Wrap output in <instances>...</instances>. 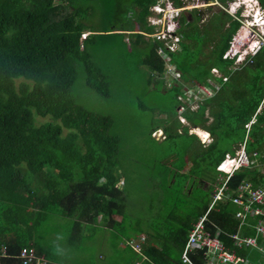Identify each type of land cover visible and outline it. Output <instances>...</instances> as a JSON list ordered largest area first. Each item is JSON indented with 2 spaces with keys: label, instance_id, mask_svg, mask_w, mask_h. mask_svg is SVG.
<instances>
[{
  "label": "trees",
  "instance_id": "obj_1",
  "mask_svg": "<svg viewBox=\"0 0 264 264\" xmlns=\"http://www.w3.org/2000/svg\"><path fill=\"white\" fill-rule=\"evenodd\" d=\"M156 1L0 0V264H24L19 258L23 248L33 249L36 257L43 255L50 264H86L82 254L76 258L68 251H86L84 239L89 240L96 231L107 230L110 235L120 231L125 222V176L129 171L147 172L146 176L127 180L137 181L145 191L147 185H154L163 211L159 212L163 225L153 236L143 232L146 228L137 226L135 233L149 237V244L142 249L146 258L141 260L126 247L134 256L119 257L115 264L135 263L137 259L140 264H182L179 258L191 224L212 202L211 183L218 174L216 166L225 155H234V144L244 143L252 163L229 178L228 189L233 191L249 183L264 186V165L258 166L259 155L264 152V138L259 134L264 123V101L261 102L264 84L258 80L264 74V47L252 64L228 76L227 67L232 61L222 56L240 24L222 13L212 19L206 33L203 31L207 27L198 23L201 12L183 15L177 30L182 36L181 59L170 52L175 66L192 84L213 78L221 87L218 90L208 86L219 92L195 101L193 108L186 107L180 114L187 123L183 124L177 113L181 107L177 99L179 91L164 88L161 80L164 57L158 50L165 52V45L156 36H148L155 33L147 18ZM258 1L264 9V0ZM128 13L133 20L127 17ZM107 22H112L113 30L102 29ZM125 31L131 32L130 49L122 39L124 34L118 33ZM85 32L88 35L82 39ZM112 35L119 37L112 42L122 45L126 58L142 56L139 64L146 68L142 75L145 94L152 96L163 87L162 92L170 93L173 103L167 113L158 103L159 112L166 118H158V125L147 127L146 142L140 151L121 150L128 136H123V130L126 126L131 130L132 121L122 130H113L112 118L91 110L84 105L87 99L72 94L84 67L87 87L100 96L99 103L102 99L107 102L106 109L108 100L124 97L118 88L116 93L120 96L114 97L111 78L95 59L98 39ZM110 60L107 68H114L117 61ZM127 66L123 64L124 75ZM192 66H198L199 70H192ZM212 68L227 75L226 81L216 77ZM117 73L121 74L119 70ZM155 76L159 78L157 87L147 91ZM79 100L85 101L84 104ZM37 117L46 120L37 124ZM253 117L255 122L246 128ZM197 128L208 132L211 141L201 147V153L194 149L191 160L198 177H193L185 172L190 161L183 152L188 155L192 143L196 146L199 142L189 130L208 137ZM63 129H67L65 135ZM159 129L164 134L161 141L151 136ZM138 131L141 130L136 134ZM178 141L185 143L176 144ZM153 147L157 152L152 155ZM172 149L180 151L182 157L174 156L171 162H166L162 153ZM252 153L256 155L251 156ZM123 158L127 164L121 162ZM119 175H123L122 190L116 187ZM204 182L210 183L207 189ZM91 211L101 212L91 221L101 216L103 227L92 228L88 224L86 217ZM235 211L229 200L216 202L208 215L207 230L212 234L217 229L234 233L236 222L230 216ZM117 214L122 223L113 218ZM66 217L71 220L69 224L64 220ZM78 217L84 219L80 236H77ZM220 238L227 240L224 235ZM64 252L67 260L63 261ZM106 259L97 256L94 262L103 264ZM191 259L202 264L199 254L191 255ZM30 264H35L34 258Z\"/></svg>",
  "mask_w": 264,
  "mask_h": 264
},
{
  "label": "rangeland",
  "instance_id": "obj_2",
  "mask_svg": "<svg viewBox=\"0 0 264 264\" xmlns=\"http://www.w3.org/2000/svg\"><path fill=\"white\" fill-rule=\"evenodd\" d=\"M255 5V3L253 4ZM205 12L203 14L205 15V22L204 24H199L202 27H207V29L203 32L209 33L210 31V24L212 19L217 16L221 17L222 13H218L219 10L217 8H212V7H206L203 8ZM201 10V11H203ZM166 12H171L170 7H168V10ZM241 12H244L243 9H241ZM248 13L245 12L244 16H246ZM127 17L129 19L133 20V17L131 13H128ZM94 19V18H92ZM242 21L246 25H252L247 22H251L252 20L247 17H242ZM257 22V21H255ZM225 28H227V24H225ZM259 26L258 24H255ZM113 24L112 22H107L105 25H102V29H108V30H113ZM139 26V24H138ZM99 29V28H96ZM137 29V28H135ZM239 31L242 33L246 32L245 29H240L238 30V34L234 35V38L239 35ZM258 32L257 30H255ZM131 33V32H130ZM87 34V32H85ZM105 34V33H102ZM216 33H214L215 35ZM118 36L112 35L111 37L105 36L101 37L98 39V43L96 45V54H95V59L102 66L103 69H105V72L108 74V76L111 78V84L110 87L112 91L114 92V97H118L116 93V90H121L122 95L124 96L123 98H117L114 101L111 99L108 100V108L106 109L105 106H107V102L101 101V103L98 102V97H100L94 90L92 91L89 89L85 83V69L84 67L79 71L78 78L76 81V84L74 86V89L72 90V94H74L77 97H81L86 100V104L81 101L85 106L90 108L91 110L98 112V113H105L106 117H110L113 120V130H122L124 126L128 125L131 121L133 122V125L131 126V130H128L129 128L126 126V129L123 130V136H126V139L124 141V144L122 142V149L121 150H131V151H140V146L143 147L144 143L146 142L147 138V127L150 126H156L160 123V120H163L166 118L165 114H161L159 112V104H161L165 109L166 113L168 112V109L171 108L172 106V101L170 100V93L168 92H159L156 94H152L150 96L149 94H145V84L146 82L142 79L143 71L146 70L145 67H143V64H139L141 57L136 58L135 56L133 57H128L126 58V51L122 47V45L117 42L116 45H113L114 43L112 42L113 40L117 41ZM122 38V37H121ZM130 38V37H129ZM124 42H127V37L125 35L123 36ZM231 40V39H230ZM237 39H233L230 41V46L235 45L234 42H236ZM127 48L130 49V41L126 43ZM165 50L166 47L164 46ZM207 50V49H205ZM229 48V52H230ZM180 49L178 48L176 50V54H178L176 57L178 60L181 59L179 55ZM125 53V54H124ZM231 56V53H230ZM256 57V56H255ZM110 58H113L117 63L114 65V68H107V64L110 60ZM202 63L205 62L204 58H201ZM127 64V72L124 75L122 71L123 64ZM136 65V67H135ZM229 68H234V73L236 72L235 70L239 68L241 70L242 67H235L233 65H230ZM116 72H115V70ZM194 71H198L199 67L198 66H192L191 68ZM114 70V71H113ZM120 71L121 74L117 73V71ZM213 74L220 76L219 73H217L215 70H212ZM116 73V74H115ZM233 73V74H234ZM118 74V76H117ZM178 75L179 77L182 76V72L177 69V73H171L169 80L175 79L174 76ZM168 80V82H169ZM226 80V78L224 79ZM156 81H153L155 83ZM157 87V85H154ZM154 87L152 84L149 86V89H153ZM199 89V87L195 88ZM221 87L218 88L220 90ZM153 92V91H152ZM219 91H210L208 97H213L215 96ZM203 98V97H202ZM206 98V97H205ZM264 96H262V101L263 102ZM189 100V99H188ZM159 103V104H158ZM186 106H189V108H193L194 105H190L189 102L186 100ZM195 108V107H194ZM190 110V109H189ZM185 109H179V112H184ZM171 112V110L169 111ZM178 113V119H179V113ZM37 124L41 121H44L46 119H42L37 117ZM180 121H183L185 124H187L182 118H180ZM261 124V123H260ZM259 124V125H260ZM144 129H140V128ZM161 128V127H160ZM67 129H63V135H65ZM137 130L138 133L136 134ZM260 130V135H263L264 138V123H262L261 128L259 127ZM163 132V131H162ZM161 131H155L151 135L155 140L161 141L164 137V134L162 135ZM189 132H192L191 130ZM263 132V133H262ZM118 137V136H117ZM119 138V137H118ZM262 138V139H263ZM211 140V137H210ZM199 141V140H198ZM208 141V140H207ZM264 141V140H263ZM262 142V141H261ZM180 143H185V141H178L176 144ZM162 147L161 145H158ZM192 148L189 150L188 155L187 152L184 153L183 155L189 158V165L188 169L185 172H190V174L193 177H198V174L196 170L192 167V160L191 157L193 155V152L195 148H198V152L201 153L202 148L205 147L206 145H202L201 141L196 142V146L193 145L192 143ZM237 144L233 145V148L236 150L238 148ZM150 148V147H149ZM173 148H177L174 146ZM155 147H153V153H156ZM150 155L151 157H153ZM182 157V153L180 151H176L174 149L172 150H165L162 153V158L166 162H171L172 157ZM124 164H127V160L125 158L122 159L121 161ZM259 165H263V163H258ZM127 167H129L127 165ZM177 167H179L177 165ZM130 168V167H129ZM169 168V167H168ZM139 175H147V172L145 171H129L126 176V201L124 203V213H125V222L122 225V228L120 231L112 232V235L108 234V237L106 238V232L104 231H96L95 235H91L90 239L87 240L86 238L84 239V245L86 251H83L82 253H79V251L76 253L74 252H69L68 254H71L75 256L76 258L78 256L76 255H83L86 257V264H96L94 261H96V257L98 256L99 259H102L104 256L107 257V259L103 262V264H115L114 262H118L119 257H132L134 254L131 253L130 250L123 248L124 242H126V239H129V237H133L134 235H137L135 233V229L137 226H141V228H146L145 233H148L150 235H154L156 231L161 228L162 224V217L159 216V212L163 213L161 205L159 204V197L154 194V185H147V190L145 191L142 186L137 182L134 181V183H129L127 178H132L135 179L136 177H139ZM119 182L117 183V188L122 190L124 188V184L121 178H123V175H119ZM219 182V177L217 176V180L212 184L215 188L217 186V183ZM210 186V183L204 182L203 187L204 189H207ZM213 195V191H212ZM67 205V204H66ZM65 205V206H66ZM117 219V222H121L122 218L117 216L115 217V220ZM67 224L70 223V218L66 217L64 219ZM77 221H79V226L77 227V232H81V229H83L84 226V219H80V217L76 218ZM137 220V222H136ZM161 223V224H160ZM96 227H101L103 226V219H100L97 223L94 224ZM141 234L145 239H146V244H149V237L145 234ZM77 236H80V233L77 234ZM105 236V237H104ZM63 240V236H62ZM141 240L140 242H142ZM154 242H156V239H154ZM68 245V244H66ZM69 250V249H68ZM252 249H248L246 251V259L249 261L250 264H256L255 262L250 260V252ZM252 252L255 253V251L252 250ZM257 254V253H256ZM92 257V261H90L89 257ZM175 257V254L173 255ZM257 256H259L257 254ZM108 257H112L109 258ZM249 257V258H248ZM63 261L64 259L67 260V254L64 252V256L62 257ZM132 264V263H130Z\"/></svg>",
  "mask_w": 264,
  "mask_h": 264
},
{
  "label": "clouds",
  "instance_id": "obj_3",
  "mask_svg": "<svg viewBox=\"0 0 264 264\" xmlns=\"http://www.w3.org/2000/svg\"><path fill=\"white\" fill-rule=\"evenodd\" d=\"M254 3H255V5H253ZM168 7H170V10H172L171 11L172 14H177L178 13V12L177 13H173L174 9H182V12H180V14H179L180 18L183 15L184 16H188L189 13H193L195 10L198 11V12H201L200 20L198 22L199 24H204V22L206 21L205 20L206 19L205 15L203 14V12H205V10H203V8H206V7L217 8L219 10V12L227 14L232 20H235V21H237L240 24L239 28L237 29V31L235 32L234 35H237L238 34V30H240L241 28L245 29L246 27H248L252 31H254L253 34H247V32H243L242 33V31L241 32L239 31V35L237 37L234 38V35L232 37L233 39H237V41L234 42L235 45H233V46L231 45L230 46V42H229V47L224 52V54L222 56V59L231 60L232 61L231 65H233L235 67H242L243 68V67H246V66H249L250 64H252L253 59L255 58V55L258 52H260L262 47H264V44L262 43V41H264V9L261 7V5H260L258 0H230V1H227L226 3H221L219 0H208V1H205V0H157L155 2V4H153L150 7V9H149L151 14L148 16L147 22L149 23V25L155 27V33H158L160 31H162V32H165L166 34H168L169 36H177V35H179L177 33V30L180 27V25H179L180 18L177 21H176V19L178 18L179 15L178 16L174 15V17L172 16L171 19L164 18L163 17L164 14L166 15L168 13L169 16L171 14L169 12H166L168 10ZM241 9H243L244 12H241ZM201 10H203V11H201ZM245 12L248 13L246 16H244ZM242 17H245V18L249 17L252 21L251 22H247V23H250L252 25L249 26V25L244 24L243 21H242ZM155 20H158L159 22H155ZM255 21H257V22H255ZM255 24H258L259 26L255 25ZM167 25H168L169 29H166ZM255 30H257L258 32H256ZM118 33H123L125 35V37H127V42H129V35L131 34L130 32L125 31V32H118ZM87 35H88V33L87 34L83 33L81 38L85 39ZM180 40H182V36H180ZM180 40L177 42V44L180 42ZM229 48L231 49L230 52H229ZM176 50H177V48L174 51H168V54L170 55V52L174 53V52H176ZM254 50H255V52L252 53ZM230 53H231V56H230ZM165 62H167V61H165ZM167 63L171 64V65H175L174 62H173L172 57H171V61L167 62ZM212 70H215L217 73L220 74L219 78L222 80V82L226 81L224 79L225 78L227 79V77H226L227 75H225L222 72H220L217 68H212L211 72H212ZM171 73H177V72H174V69H172L170 74ZM170 74H168L169 77H170ZM214 75L216 77H218V75H216V74H214ZM174 78L178 79V78H176V76H174ZM208 80L213 81L215 83L214 79L210 78V79H207L205 83H200L199 85L210 86L209 83H208ZM211 87H213V86H211ZM212 91H214V90H212ZM201 99H203V98H201ZM201 99H198V100H201ZM263 101H264V98H263ZM183 103H181V107H180L181 109L183 107ZM187 108H189V106H187ZM179 109H178V112H179ZM179 113L181 114L182 112H179ZM180 114H179V121H180V118H181ZM180 122L184 124L183 121H180ZM250 122H252V123H250ZM250 122L248 124H253L255 122V118L253 117L250 120ZM247 125L245 126L246 128H248ZM197 129L202 130L200 128H197ZM155 131H161L162 132L161 129L155 130ZM155 131H153L152 133H154ZM192 134H194L197 137V139L199 141H201L202 145H207L211 141L210 140V136L208 134H207V136H208L207 138L200 137L196 133H192ZM162 135H163V132H162ZM242 144H244V143H242ZM240 145H239L238 148H236V151L234 152L233 156L225 155L224 159L216 166V171L218 173L224 174L226 177L230 174L225 169L224 170L220 169V167L227 164L226 162H224L227 157H235L237 151L240 149ZM244 150H245V145H244ZM245 153H246V151H245ZM246 155L249 156L247 153H246ZM241 168H242V166L241 167H237L235 169V171L233 173H231L230 177L234 176V174L238 170H240ZM122 181H123V179H122ZM116 187H117V184H116ZM216 190H217V188H216ZM216 190L213 192L212 202L208 206V209L205 211V213L202 216L198 217V219H197V221L195 223L194 222L192 223L193 225L191 224V228H190V230H189V232L187 234L185 245L187 244V241H188L189 234H190L191 230L194 228L195 224L198 223L201 219H203L204 228H205V230H207V228H206L207 224L210 223L208 215H209V212H210L211 208L213 207V205L216 202L229 200L232 203V201L230 199H222L221 201H218V200L214 201V196H215ZM125 201H126V199H125ZM233 205H235V204H233ZM237 211H238V207H237ZM99 213H101V212H93V211H91L88 214L86 219H87L88 224H90V226H92L94 228H99V227H96L94 224L97 223L100 219H102L101 216L97 217V221H95V222L91 221L92 217L95 216L96 214H99ZM116 216H117V218L120 217V215H118V214ZM116 216L113 215V218L115 219ZM234 218L237 220L238 226L240 227L239 219L236 218L235 215H234ZM120 223H122V222H120ZM103 224H104V220H103ZM241 226H243V225H241ZM101 227H103V226H101ZM208 232H210V231H208ZM217 232L219 233V238H220L221 235H224L225 237L227 236L226 233L222 232L219 229H217L214 234H216ZM106 233H107L106 237H108L109 232H107V230H106ZM134 236L135 237H131L129 239L125 238L126 242H124L123 248L127 247L130 250H132L134 253L138 254L141 257V260L145 259L146 257L144 255H142V249H143V245L146 243V239L141 234H137V235H134ZM233 236H237V235L233 234V235H230L229 237L235 243V241L233 239ZM238 238H240V237H238ZM141 240H143V241L140 242ZM220 240H221V238H220ZM136 244L139 246V251L138 252L133 249L134 245H136ZM185 245H184V247L182 249V252H183V250L185 248ZM225 245H226V242H225ZM182 252H181V254H182ZM181 254H180V261H181ZM193 254H195V253H191L190 257ZM34 256H35V254H34ZM34 259H35V264H50L49 261L43 255L40 256V257L39 256L38 257L35 256ZM102 259H104V257ZM141 260L137 259V260H135V263H132V264H140ZM104 261L105 260H103V262ZM191 261H193V260H191Z\"/></svg>",
  "mask_w": 264,
  "mask_h": 264
},
{
  "label": "built area",
  "instance_id": "obj_4",
  "mask_svg": "<svg viewBox=\"0 0 264 264\" xmlns=\"http://www.w3.org/2000/svg\"><path fill=\"white\" fill-rule=\"evenodd\" d=\"M174 8V7H173ZM172 8V9H173ZM172 11V10H171ZM173 13L177 14H164V18L171 19L174 15L178 16L182 9H174ZM180 18V15L176 19V21ZM175 19V18H174ZM155 22H159L155 20ZM176 23V22H175ZM166 29H169L168 25ZM247 34H253L250 28H245ZM149 37L156 36L158 40L163 41L166 51L164 52L162 49L158 50V53L164 57V61L170 62L171 57L168 54V51H174L177 48V42L180 40V35L177 36H169L165 32H158L152 35H148ZM171 39V40H170ZM264 44V41H262ZM255 50L252 52L254 53ZM176 78L179 76L176 74ZM210 86L213 88H218L217 84L213 81L208 80ZM199 87V89H195ZM212 91L208 86L204 85H196L188 88L186 91V100L190 105H194L195 101L201 99L202 97H208L209 92ZM189 99V100H188ZM182 109H184L182 107ZM252 123V122H250ZM250 124L247 125L249 127ZM254 153L252 156H255ZM227 164L221 166L220 169H225L230 174L224 179L221 180L220 186L217 188L214 201H221L222 199H230L233 204L238 207V211L235 214V217L239 219L240 226L246 223L247 216H260L264 219V187L252 189L251 184H244L239 186L236 190L230 191L227 187V180L231 176V173L235 171L237 167H246L250 163L249 156L246 155L244 150V144L240 145V149L237 151L235 157H227L224 161ZM256 236H260L264 240V225L262 224V220L260 219L258 225L254 227ZM235 241V246L238 248L255 246L256 245V237H246V238H238L237 236H233ZM224 241H221L219 238V233L211 234L207 230H205L203 225V219H201L198 223L195 224L194 228L191 230L189 234V238L185 248L181 254V262L185 264H196L194 261H191L190 254L195 253L199 254L202 264H246L243 259L239 258L235 251L228 250L226 248ZM133 249L135 251H139V246L134 245ZM19 258L23 261L24 264H30L34 256V252L32 249L23 248L19 253Z\"/></svg>",
  "mask_w": 264,
  "mask_h": 264
},
{
  "label": "crops",
  "instance_id": "obj_5",
  "mask_svg": "<svg viewBox=\"0 0 264 264\" xmlns=\"http://www.w3.org/2000/svg\"><path fill=\"white\" fill-rule=\"evenodd\" d=\"M213 36V35H212ZM212 36H210V38H212ZM123 39V38H122ZM213 39V38H212ZM211 40V39H210ZM123 41H124V39H123ZM124 43H128V42H124ZM181 49L182 47H181V45L178 43L177 44V49ZM259 54V52L255 55L256 57H257V55ZM253 63V62H252ZM230 66H228L227 67V71H228V76H230V74H233L234 73V68H229ZM247 67V66H246ZM245 67H243V68H241V70H243ZM172 69H174V72H177V67L175 66V65H171V64H168L167 62H165L164 60H163V75H162V82H163V87L164 88H174V89H177L178 91H179V93H177L178 94V97H177V99H178V101L179 102H181V103H183V108L185 109L187 106H186V91H187V89L188 88H191L192 86H196V85H199V83H196V84H192L191 82L192 81H190V82H188L187 81V79H185L184 77H186L185 75H182L181 77H178V79H171V80H169V76H168V74H170V72H171V70ZM235 71H240V69L239 68H237ZM168 80H169V82H168ZM260 82H262V84L261 85H263L264 84V74L263 75H261L260 77H259V79H258ZM153 81H156L155 83H157V82H159V78L157 77V76H155L154 78H153V80H152V86L154 87V85H155V83H153ZM194 83V82H193ZM149 86L150 85H148V87H147V91H150V89H149ZM163 87H161V92L164 90L163 89ZM151 90H154V88L153 89H151ZM162 114V113H161ZM164 114V113H163ZM181 118H183L182 116H181ZM184 119V118H183ZM184 121H185V119H184ZM186 122V121H185ZM185 124V123H184ZM192 129V128H191ZM190 131V130H189ZM201 131H204V130H201ZM204 132H206V131H204ZM190 134H192V133H194V132H189ZM208 135H209V133L208 132H206ZM263 133V132H262ZM210 136V135H209ZM263 147V146H262ZM236 151V150H235ZM259 154H261V153H259ZM253 155V153L251 154V156ZM256 159H258V157L256 158ZM260 160H263V165H264V152L261 154V155H259V160H258V162L259 163H262ZM217 172V171H216ZM217 176L219 177V182L217 183V186H216V188H218L219 187V185H220V182H221V180H224L225 178H226V176L224 175V174H221V173H218L217 174ZM217 176H216V179L215 180H217ZM211 184H213V183H211ZM214 187V186H213ZM264 187V186H263ZM216 188L214 187V189H213V192L216 190ZM251 188L252 189H257V188H262L261 186H258L257 185V187L255 186H253V185H251ZM235 206V205H234ZM236 207V206H235ZM236 211H237V207H236ZM236 211H235V213H236ZM235 213H233L232 214V216H230V218L231 219H233L235 222H236V229H235V231H234V233H232V234H227V236H226V246H227V248L230 250V251H232V250H234L235 251V254L239 257V258H241V259H243L244 260V262L246 263V264H250L249 263V261L246 259V251L248 250V249H252L253 251H255V253L254 252H252V250H251V252H250V255H249V257H250V260L251 261H253V262H255L256 264H264V240L260 237V236H256V232H255V229H254V227L255 226H257L258 225V222H259V220L261 219L262 220V224L264 225V219H262V217H260V216H247V218H246V223L243 225V226H238V222H237V220L234 218V215H235ZM116 221H117V219H116ZM190 223V222H189ZM195 223V222H194ZM193 225V224H192ZM84 228V227H83ZM93 228V227H92ZM250 233L249 235H246V233ZM80 233V232H79ZM233 234H235V235H237L238 237H240V238H245V237H256V245L255 246H248V247H241V248H238L237 246H235V244H234V242H233V240H231V238L229 237L230 235H233ZM105 237V236H104ZM133 237H135V236H133ZM107 238V237H106ZM259 255V256H257V254ZM248 257V258H249ZM179 261H180V258H179ZM181 262V261H180ZM182 263V262H181ZM182 264H185V263H182Z\"/></svg>",
  "mask_w": 264,
  "mask_h": 264
},
{
  "label": "bare ground",
  "instance_id": "obj_6",
  "mask_svg": "<svg viewBox=\"0 0 264 264\" xmlns=\"http://www.w3.org/2000/svg\"><path fill=\"white\" fill-rule=\"evenodd\" d=\"M35 252V251H34Z\"/></svg>",
  "mask_w": 264,
  "mask_h": 264
}]
</instances>
